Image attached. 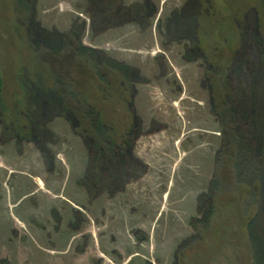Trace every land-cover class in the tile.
<instances>
[{
    "label": "rangeland",
    "instance_id": "374dc122",
    "mask_svg": "<svg viewBox=\"0 0 264 264\" xmlns=\"http://www.w3.org/2000/svg\"><path fill=\"white\" fill-rule=\"evenodd\" d=\"M75 26L132 79L81 58ZM257 33L264 39V0H31L29 14L0 0V262L253 264L256 210L235 184L222 103L228 69L232 110L245 125L256 104L264 129ZM87 102L119 147L128 141L98 190ZM253 134L264 162V130ZM216 179L206 227L197 221Z\"/></svg>",
    "mask_w": 264,
    "mask_h": 264
},
{
    "label": "trees",
    "instance_id": "16d2710c",
    "mask_svg": "<svg viewBox=\"0 0 264 264\" xmlns=\"http://www.w3.org/2000/svg\"><path fill=\"white\" fill-rule=\"evenodd\" d=\"M17 7L21 11L29 14L31 12V0H17ZM110 7L111 1L106 3L105 9L110 11ZM72 30V33H74V31L76 32L75 34H70L69 36L74 37L76 40L79 48L77 50L78 55L90 62L95 70L98 71L101 67H105L109 71L121 76L124 80L132 79V70L126 64L115 61L100 52L83 46L82 30L80 26H75ZM256 36V51L259 54L260 61L264 65V39L258 33ZM227 72L229 74L227 78V85H223V89H225L224 98H226L223 100L224 103H222V105L228 117L231 131L227 136L226 142L231 145L232 150L234 151L232 169L235 184L239 187H246L250 190L247 206L256 210L254 217L250 219L247 225V236L252 253L253 264H264V162L263 154H261V146L257 143L258 140L253 134L254 130L262 133V130L264 129L259 126L260 113L257 111L256 104L252 103V106L251 104L247 105L245 115L249 117L252 122L245 125H242L240 120L241 114L232 110L231 101L234 105H236V102L233 98V87H231V71L227 69ZM209 73H215L213 67L209 70ZM101 79L104 80L102 77ZM21 87L22 98L26 101V83L22 82ZM3 89L4 83L2 77L0 76V114L6 115L8 113V109L3 101ZM72 96L73 98H76L78 95L71 94L70 97ZM46 98L48 99L50 96H47ZM85 107L86 110L84 112V118L89 124L88 133L91 138L90 169L93 176L92 188H94V190H98V188L103 187V185H107L106 183L108 178L103 171L105 162L107 160H109V162L116 161L120 154L125 150L128 141L125 142V144L123 143L122 147H119L112 137L113 130L103 121L101 114L94 107H92L89 102L85 104ZM254 119H256V121ZM133 137L134 133L129 132V138L132 139ZM218 180L219 179H216L211 182L209 187V201L203 205L201 218L197 221L199 224L206 227L211 224L212 218L216 212L215 199L220 186V182ZM38 184L40 187H43L40 180L38 181ZM0 264H8V262L2 261Z\"/></svg>",
    "mask_w": 264,
    "mask_h": 264
}]
</instances>
